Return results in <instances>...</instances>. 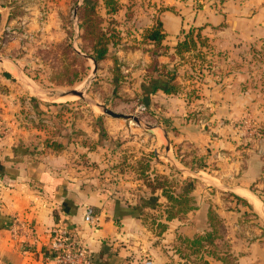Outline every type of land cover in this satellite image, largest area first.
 Instances as JSON below:
<instances>
[{
  "label": "rangeland",
  "instance_id": "rangeland-1",
  "mask_svg": "<svg viewBox=\"0 0 264 264\" xmlns=\"http://www.w3.org/2000/svg\"><path fill=\"white\" fill-rule=\"evenodd\" d=\"M250 1H255L252 12L264 9V0H212L211 4ZM77 4L81 7L83 0H0V56L13 58L24 80L40 94L38 98L16 78V85L23 91L18 98V113L29 125H44L52 133L47 146L64 152V164L82 185L125 205H139L148 198L150 189L146 181H152L156 175L167 176L168 185L175 191L183 183L193 181L192 196L197 208H207L201 216L204 232H212V237L204 240L207 247L200 252L184 240L179 241L174 253L180 264H202L206 251L220 254L223 264H241L240 260L246 258L249 260L243 264H264V34L247 41L237 31L231 33L225 23L213 31L199 27L201 40L197 48L175 56L172 66L166 68L170 72L175 70L179 91L172 95H180L179 100L184 103L174 125V116L170 114L173 110L166 115V111L156 112L151 105L150 109L145 108L139 93L128 88L130 83L121 72L122 63L100 64L95 75L88 59L85 64L76 63L65 45L70 44L79 52L81 46L88 49L80 40L78 10L76 19L73 18ZM97 12L103 19L102 25L109 26L112 16L104 15L98 7ZM231 35L238 38L230 39ZM119 46L125 48L126 44L120 42L116 48ZM84 65L89 69L84 71ZM75 70L81 77L69 85L68 79ZM57 73L62 74L57 79L64 81L61 85H56L60 81L54 82ZM146 75L149 76L147 72ZM114 80L117 86L113 85ZM230 81L237 89L232 94L239 98L237 111L212 108L205 102L210 99L204 88L217 85V95H223ZM70 89L84 92L87 98L116 113L136 116L142 125L155 127L144 129L132 120L111 118L77 97L51 100L53 95L49 93ZM39 102L44 103L46 110L39 112V118H45L38 120L33 103ZM157 126L169 136L168 151ZM60 127L62 137H58ZM181 129L197 132L202 146L179 142L176 134H181ZM53 143H61V147L54 149ZM237 159L240 168L250 160L258 161L260 175L246 188L258 199L252 200L253 204L249 199L243 202L236 198V194L241 196L243 192L238 188L237 177L226 170ZM152 209L142 212L141 220L156 234V222L163 221L164 214L162 208ZM186 217L187 214L182 219Z\"/></svg>",
  "mask_w": 264,
  "mask_h": 264
},
{
  "label": "crops",
  "instance_id": "crops-1",
  "mask_svg": "<svg viewBox=\"0 0 264 264\" xmlns=\"http://www.w3.org/2000/svg\"><path fill=\"white\" fill-rule=\"evenodd\" d=\"M117 1L120 8L112 18L116 22V28L121 31V42L126 47L115 48L114 55L122 63L121 72L130 83L127 87L139 93L138 97L145 108L154 107L156 112L166 111V115L173 110V114H170L174 116V125L179 120L177 116L182 113L183 99L179 100L180 95L165 94L160 89L153 92L146 75L151 57L144 50L145 45L139 44L142 30L153 23L154 10L159 7L163 9L159 20L164 33L163 44L169 50L167 55L157 56L156 59L166 68L172 66L169 55L173 53V46L180 39L182 29L194 26L213 31L225 23L231 33L237 31L243 36V40L248 41L264 34V9L252 12L255 1L243 4L224 2L220 6L211 4L212 0ZM196 2L198 8L195 7ZM98 8L106 15L103 5ZM30 20L32 19L29 18ZM237 38L234 35L230 37ZM131 45L135 47L129 48ZM5 59L14 61L9 57ZM103 63L112 65L110 59L103 60L98 65ZM13 64L23 77L16 63ZM0 66L3 68L0 71V120L9 128L7 136L0 138V264H46L42 258L47 252L50 232L58 227L67 229L86 245L91 264H143L146 260L151 264H180L174 253L179 247L178 242L192 239L196 234L204 232L201 216L207 213V208L199 205L185 219L174 218L167 221L166 229L156 235L143 224L140 214L148 210L152 212L155 203L160 208L164 207L166 200L160 192L150 193L139 205L132 206L82 185L79 178L64 164V152L47 146L52 133L44 129V125H29L18 113L21 108L18 98L23 96V91L14 81L18 78L16 69L7 61L0 63ZM113 85L117 86L116 80ZM227 86L223 95H217L220 91L217 85L204 88V94L212 100L205 102L212 108L229 107L237 111L239 98L232 95L237 89L231 81ZM28 96L27 100H30L31 97ZM41 100L44 99H39ZM33 107L38 120L45 118H39V112L46 110L44 103H33ZM58 131V137H62L61 127ZM181 131V134H176L179 142L188 141L193 142L196 147L202 146L201 136L197 132L188 133L185 129ZM239 164L237 159L226 170L229 175L237 177L240 191L249 192L246 188L260 175L258 161L250 160L242 168ZM88 207L98 217L97 223L84 221V213ZM248 260L241 259L240 263ZM203 261L205 264H223L221 260L206 254Z\"/></svg>",
  "mask_w": 264,
  "mask_h": 264
},
{
  "label": "trees",
  "instance_id": "trees-1",
  "mask_svg": "<svg viewBox=\"0 0 264 264\" xmlns=\"http://www.w3.org/2000/svg\"><path fill=\"white\" fill-rule=\"evenodd\" d=\"M101 5L104 6L105 13L108 16L114 15L120 8L117 0H83V5L78 8V17L80 20L79 27L81 29L80 40L83 45H88V49L81 46L80 52L83 55L91 57L96 62V68L101 61L106 59H110L114 65L117 64L114 49L121 42L120 31L116 28V22L113 18L108 19L109 26L102 25L103 19L97 12V7ZM162 10L161 7L154 10L152 15L153 23L151 26L142 30L139 44L147 46V49L144 50L147 51L151 57V62L146 68V72L149 75V84L153 92L160 89L165 94H176L179 91V85L175 83V70L173 69L174 72L166 70V67L159 64L156 59L157 56L167 55L169 50V47L163 44L164 33L159 20V14ZM199 30V27L187 30L182 29L180 32L181 38L173 46V53L169 55L172 60L175 56H182L183 53L197 48L198 43H200L201 40ZM65 46L76 60V63L81 61L85 64L87 62V59L77 53L70 44H66ZM134 47V45H131L129 48ZM83 68L84 71L89 69V67L86 66ZM60 76H62V74L57 73L54 82H60L56 85L64 83L62 80H57ZM80 77L79 71L75 70L72 73L71 78H67L69 80L68 84H74L80 79ZM60 144L61 143H53L51 145L54 146V149H58V147H61ZM169 183L170 181L168 177L162 175H156L152 181H146V186L150 189L151 194L158 191L166 200V204L162 209L159 207L158 203H155L152 207L160 208L162 214H164L163 221L156 222V227L158 228L156 235H160L166 229L165 223L167 221L174 218L182 219L190 211L197 209L196 200L192 196L194 188L193 181L189 180L183 183V185L178 188V191H175V188L171 190L172 187L171 185H168ZM236 198L240 201L246 202L239 197ZM211 237L212 232H204L203 235L196 234L192 239H185L184 241L187 245L191 246V248L196 247L193 249L194 251L200 252L207 247V245L204 244V240H210ZM205 254L223 261L221 255H217L216 253L206 251ZM201 256L200 258H202ZM202 264H205L203 259Z\"/></svg>",
  "mask_w": 264,
  "mask_h": 264
},
{
  "label": "built area",
  "instance_id": "built-area-1",
  "mask_svg": "<svg viewBox=\"0 0 264 264\" xmlns=\"http://www.w3.org/2000/svg\"><path fill=\"white\" fill-rule=\"evenodd\" d=\"M8 134V128L0 122V138ZM84 221L97 223L98 217L91 208H86ZM46 264H91L86 245L77 239L70 231L58 227L50 232L47 252L42 258ZM143 264H151L149 260Z\"/></svg>",
  "mask_w": 264,
  "mask_h": 264
},
{
  "label": "water",
  "instance_id": "water-1",
  "mask_svg": "<svg viewBox=\"0 0 264 264\" xmlns=\"http://www.w3.org/2000/svg\"><path fill=\"white\" fill-rule=\"evenodd\" d=\"M79 6H80V4H77L75 6V8H74V12H73V18L74 19H76V17H77V10H78V7ZM77 53H79L80 55L84 56L86 59H88V60H90L92 62V65H93L92 75H95V72H96V62L91 57H89L87 55H83L79 51H77ZM3 61H7V62L11 63L15 67L17 76L20 79V81L24 85H26L27 87H29L30 89H32L33 92L35 93V95L38 98H40V94H38L37 91L35 89H33L32 86L23 79V77L21 76L20 72L18 71V68L13 64V62L0 56V63H2ZM49 94H52L53 95V98L51 99L53 102L56 99H60V98L77 97L80 100H82L83 102H85L87 104H90L92 106L97 107L103 114L108 115L111 118H114V119L132 120L133 122H135L136 124H138L139 126H141L144 129H151V128H154L155 127V126H150V125H142L140 123V121H139V118L136 117V116L125 115V114H121V113H116L113 110H111L108 107H106L105 105H103V104H101V103H99L97 101H94V100H91V99L87 98L84 92L79 91L77 89H70V90H66V91H58L56 93H49ZM157 128H159V130L162 132L163 137L166 140L165 150L168 151L169 148H168V139H167V136H166V132L160 126H157ZM194 174L195 173H192L193 176H195ZM204 181L206 182V180H204ZM208 184L215 186L212 182H208ZM245 195H247V196H245ZM236 196L239 197V198H241V199H243V200H245V201H248V199H249V200H251V201H249L251 203H252V200H257L258 201V199L255 196H253L250 192H243V195L240 196V195H237L236 194Z\"/></svg>",
  "mask_w": 264,
  "mask_h": 264
}]
</instances>
